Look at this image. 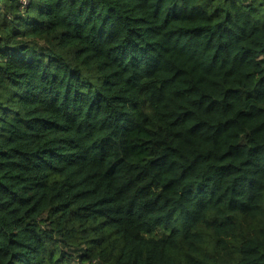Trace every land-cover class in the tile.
Masks as SVG:
<instances>
[{"label":"trees","instance_id":"1","mask_svg":"<svg viewBox=\"0 0 264 264\" xmlns=\"http://www.w3.org/2000/svg\"><path fill=\"white\" fill-rule=\"evenodd\" d=\"M28 1L0 0V264H264V0Z\"/></svg>","mask_w":264,"mask_h":264},{"label":"rangeland","instance_id":"2","mask_svg":"<svg viewBox=\"0 0 264 264\" xmlns=\"http://www.w3.org/2000/svg\"><path fill=\"white\" fill-rule=\"evenodd\" d=\"M29 1L28 0H19V4H20V7H19V10L22 12L26 9L27 5H28ZM0 7H1V4H0ZM4 94L1 95V97L4 99ZM152 116V115H151ZM167 232V230H161L158 232V235H162L163 233Z\"/></svg>","mask_w":264,"mask_h":264}]
</instances>
